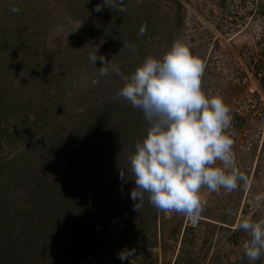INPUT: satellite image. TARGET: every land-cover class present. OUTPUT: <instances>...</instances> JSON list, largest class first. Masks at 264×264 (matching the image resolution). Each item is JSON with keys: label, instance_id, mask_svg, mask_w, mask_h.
<instances>
[{"label": "rangeland", "instance_id": "obj_1", "mask_svg": "<svg viewBox=\"0 0 264 264\" xmlns=\"http://www.w3.org/2000/svg\"><path fill=\"white\" fill-rule=\"evenodd\" d=\"M97 4L104 0H0V264H264V255L249 261V236L235 230L264 218L257 183L202 188L196 226L158 211L148 193L134 209L129 157L150 125L116 98L122 76L182 39L205 63L202 89L231 109L238 86L219 44L244 48L264 36L239 16V5L259 9L263 25L264 0H122L123 12ZM97 48L106 76L89 60ZM235 161L244 174V159ZM123 251L132 254L122 261Z\"/></svg>", "mask_w": 264, "mask_h": 264}, {"label": "clouds", "instance_id": "obj_2", "mask_svg": "<svg viewBox=\"0 0 264 264\" xmlns=\"http://www.w3.org/2000/svg\"><path fill=\"white\" fill-rule=\"evenodd\" d=\"M119 3L122 0H104L96 11L104 6L125 11L117 7ZM146 32L147 25H141L139 34ZM123 47L128 45L123 43ZM97 52L98 48L89 53L90 63L96 65L99 59V73L106 76L109 61L103 55L98 57ZM111 67L121 75L118 65ZM204 70L205 63L191 51V45L177 39L162 57L149 55L132 74L122 76L124 83L116 98L141 110L150 125L129 157L135 181L131 199L141 202L135 203L136 211L148 193L149 202L158 211L182 214L196 226L207 204L202 188L219 194L221 189L231 192L239 182H248L235 161L236 133L230 129V107L222 95L210 97L202 89ZM256 199L259 202L264 197ZM235 230L249 236L243 244L249 261L260 259L264 255V218L241 219ZM131 254L123 251L119 259L126 260Z\"/></svg>", "mask_w": 264, "mask_h": 264}, {"label": "built area", "instance_id": "obj_3", "mask_svg": "<svg viewBox=\"0 0 264 264\" xmlns=\"http://www.w3.org/2000/svg\"><path fill=\"white\" fill-rule=\"evenodd\" d=\"M257 2L258 0H252ZM250 10L249 7H246ZM246 8L239 5L244 21L254 19L253 27L262 32L261 17L256 14L259 9L254 8L249 13ZM237 20L235 17H233ZM230 20L231 17H228ZM240 20V19H238ZM226 21V20H225ZM259 24V25H257ZM239 25V24H238ZM230 27V22H225L223 30ZM264 36L258 34L253 43L244 48L235 49L230 45L219 44V50L227 54L226 64L232 66L230 76L237 84L238 91L231 98L230 115L232 117L230 129L235 125L236 135L233 137V151L235 160L238 156L244 159L242 169L247 178L245 189L250 184L261 186V194L264 193ZM210 44V47L212 46ZM206 50L209 46L206 45ZM222 61H225L223 59ZM234 121H237L234 122ZM234 129V128H233ZM244 183V182H243ZM155 264V263H154Z\"/></svg>", "mask_w": 264, "mask_h": 264}, {"label": "trees", "instance_id": "obj_4", "mask_svg": "<svg viewBox=\"0 0 264 264\" xmlns=\"http://www.w3.org/2000/svg\"><path fill=\"white\" fill-rule=\"evenodd\" d=\"M122 182H123V186H124V185L126 184V182H125V181H123V180H122ZM114 187H115V185H114ZM119 187H120V188L122 187V186H121V184H120V186H118V187H115V188L117 189V188H119ZM122 188H123V187H122ZM116 191L118 192V190H116ZM90 201L92 202V200H91V199H90ZM46 240H50V236H49V235H48V236H46Z\"/></svg>", "mask_w": 264, "mask_h": 264}]
</instances>
